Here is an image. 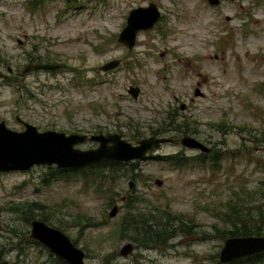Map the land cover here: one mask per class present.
Returning a JSON list of instances; mask_svg holds the SVG:
<instances>
[{
	"label": "rangeland",
	"instance_id": "obj_1",
	"mask_svg": "<svg viewBox=\"0 0 264 264\" xmlns=\"http://www.w3.org/2000/svg\"><path fill=\"white\" fill-rule=\"evenodd\" d=\"M66 1L0 0V70L7 74L0 121L14 130L28 122L39 131L116 132L132 144L152 132L172 140L93 181L57 179L48 166L0 172V256L56 264L45 246L25 241L26 218H37L38 204L46 206L45 223L83 250L85 264H217L236 212L249 214L264 236V0ZM149 2L160 18L129 50L117 35L129 11ZM29 55L61 67L19 76ZM111 59L120 64L99 70ZM130 85L139 88L136 98ZM169 113L191 134L163 131ZM183 136L203 142L217 160L194 161L199 151L183 147ZM179 154L190 160L178 166L161 159ZM113 205L118 211L109 216ZM132 217L157 219L155 227L169 219L173 238L155 247L124 238L118 228ZM126 243L132 251L120 255Z\"/></svg>",
	"mask_w": 264,
	"mask_h": 264
},
{
	"label": "water",
	"instance_id": "obj_2",
	"mask_svg": "<svg viewBox=\"0 0 264 264\" xmlns=\"http://www.w3.org/2000/svg\"><path fill=\"white\" fill-rule=\"evenodd\" d=\"M220 0H208L210 4L217 5ZM160 18V12L154 2L146 6H138L131 9L126 17L124 27L117 35V41L127 49H132L136 44V36L139 31L152 28ZM120 64L119 59H111L101 66L99 70L107 71L116 68ZM58 63L32 62L26 63L18 72L23 76L28 72L37 70H56ZM11 71L10 67L6 68ZM7 76L0 70V79ZM139 88L130 85L127 92L136 98ZM199 88L194 89V95L200 96ZM184 104H181V108ZM18 121H21L17 117ZM22 130L9 128L4 121H0V172L26 171L33 166H56L57 168H78L99 160H115L128 162L142 160L149 152L158 148L172 139L163 136L143 137L135 144L124 139L118 133L78 134L55 130L39 131L34 125L23 122ZM97 142L94 148L80 149L78 144L85 142ZM180 144L188 149L199 150L208 153L209 148L192 136H183ZM159 184L160 181L156 180ZM134 182L128 181L129 189ZM118 206L113 205L109 216H114ZM30 238L37 240L48 248L56 257L68 264H85L84 252L74 245L69 237L61 230L48 225L42 220L33 219L30 225ZM132 244L126 243L119 250L120 255H127L132 251ZM264 252V236H231L223 241L218 253L220 263H228L233 260ZM2 264H7L3 262Z\"/></svg>",
	"mask_w": 264,
	"mask_h": 264
},
{
	"label": "trees",
	"instance_id": "obj_3",
	"mask_svg": "<svg viewBox=\"0 0 264 264\" xmlns=\"http://www.w3.org/2000/svg\"><path fill=\"white\" fill-rule=\"evenodd\" d=\"M68 4V0L66 1ZM43 56L39 55H29L28 56V62H43L42 60ZM47 61L45 62H50L48 58H46ZM15 80V79H14ZM263 89H264V84H262ZM168 120L165 122L162 126L161 129L167 130V129H174L181 135H188L191 134L193 128L190 130V126H187L185 121H180L178 120L177 116L175 113H169L167 116ZM139 133V132H138ZM154 136H157L156 132L151 133ZM211 158V155H208ZM216 154H212L211 161L217 160L215 158ZM155 157H159L156 155ZM207 156L204 154H198L197 156L193 157V160L196 162H199L200 164L204 163V160ZM161 159L171 162L172 165H185L187 160H190V157L185 156L183 154L179 155H172V156H163ZM126 164V162H120V161H115V160H99L95 161L89 164H86L84 166L78 167V168H57L56 166H48L47 169L50 171V174H54L55 178L57 179H75L77 177H82L83 179L87 180L90 179L93 181L94 178H97L99 176H102V174L105 172V170H111V169H120V166ZM134 179V177H133ZM46 181V180H44ZM134 199V198H133ZM132 199V200H133ZM131 200V201H132ZM130 203L128 201L127 205ZM111 204V203H110ZM39 207V213L36 219L42 220L46 222V215L43 216V211L42 208H46V206L42 204H38ZM132 207V206H131ZM31 210V208H28ZM241 214V213H234L233 214V219H228L227 223H231L232 227L229 228L228 230H225V232H228V237L231 236H260L262 235V226L253 223L251 224L249 222L251 216L249 214ZM48 217V216H47ZM176 217V216H174ZM152 218V216L150 217ZM154 218V217H153ZM177 218V217H176ZM256 218L261 221L263 218V214L259 213ZM33 216H29L26 218V220L29 222L33 220ZM156 222L152 224V221H147V219L143 220L142 218L135 219L132 217L128 221H123L121 224V227L118 228V230L122 233L121 235L124 238H127L138 245H142V247H155L157 245H165L167 241L170 238H173V234L170 233L171 227L168 226L166 223H168L167 219L166 223L163 226H158L155 227L158 222L157 219H154ZM262 224V223H261ZM57 228V227H55ZM57 229L60 230L58 227ZM227 238V237H226ZM27 239V238H25ZM55 262L56 264H68L64 260L55 257ZM264 261V252L252 254L249 256H245L236 260H233L228 263H220L217 261V264H258Z\"/></svg>",
	"mask_w": 264,
	"mask_h": 264
},
{
	"label": "flooded vegetation",
	"instance_id": "obj_4",
	"mask_svg": "<svg viewBox=\"0 0 264 264\" xmlns=\"http://www.w3.org/2000/svg\"><path fill=\"white\" fill-rule=\"evenodd\" d=\"M68 1H70V0H68ZM52 63V62H51ZM61 67V65L59 64V68ZM59 68L58 69H56V70H59ZM45 71H49V70H45ZM52 71V70H51ZM29 73V72H28ZM24 76V75H23ZM6 78V77H5ZM202 95V94H201ZM200 95V96H201ZM184 104V103H183ZM179 108H180V110H184V108H185V104H184V107L183 108H181V105L179 106ZM116 133V132H115ZM97 134V133H96ZM104 134V133H103ZM107 134V133H106ZM150 136H154V135H150ZM158 136V135H157ZM137 142V141H136ZM203 143V142H202ZM204 144V143H203ZM98 145V144H97ZM207 146V145H206ZM208 147V146H207ZM209 148V147H208ZM157 149V148H156ZM155 150V149H154ZM199 151V150H198ZM211 150H210V148H209V152L208 153H202V152H200L199 151V154H204L205 156H208L211 152H210ZM150 153V152H149ZM149 155V154H148ZM211 155V154H210ZM128 162H131V161H128ZM133 181V180H132ZM132 189V188H131ZM30 225H31V221H30ZM29 233H30V228H29V232H28V237H27V239L25 240L28 244H31L32 246H34V245H37V244H41V243H39L37 240H35V239H33V238H30V236H29ZM48 249V248H47ZM19 253L20 254H22L23 253V249L21 248V247H19ZM50 251V250H49ZM0 264H2L3 262H5V263H7V264H13V262L12 261H10V260H5L3 257H1L0 256ZM3 260V261H2Z\"/></svg>",
	"mask_w": 264,
	"mask_h": 264
}]
</instances>
